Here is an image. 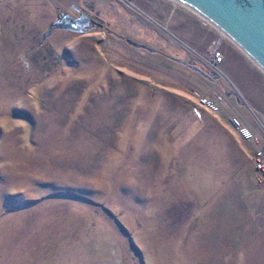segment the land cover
<instances>
[{
  "label": "rangeland",
  "instance_id": "1",
  "mask_svg": "<svg viewBox=\"0 0 264 264\" xmlns=\"http://www.w3.org/2000/svg\"><path fill=\"white\" fill-rule=\"evenodd\" d=\"M72 6L107 30L44 38ZM134 6L0 0V264H264L251 148L194 104L226 90L259 130L264 73L187 7Z\"/></svg>",
  "mask_w": 264,
  "mask_h": 264
},
{
  "label": "water",
  "instance_id": "2",
  "mask_svg": "<svg viewBox=\"0 0 264 264\" xmlns=\"http://www.w3.org/2000/svg\"><path fill=\"white\" fill-rule=\"evenodd\" d=\"M193 11L230 39L264 73V0H172ZM74 19L61 14L50 26L46 38L52 31L60 29L74 34L88 32L90 19ZM166 31V29L164 28ZM128 44L154 52L145 45L131 40ZM187 66V65H186ZM192 71L198 69L187 66ZM264 122V115H263Z\"/></svg>",
  "mask_w": 264,
  "mask_h": 264
},
{
  "label": "built area",
  "instance_id": "3",
  "mask_svg": "<svg viewBox=\"0 0 264 264\" xmlns=\"http://www.w3.org/2000/svg\"><path fill=\"white\" fill-rule=\"evenodd\" d=\"M123 4L135 7V0H117ZM136 8V7H135ZM209 61L201 58L211 69L219 71V66L222 63L223 57L218 47L211 49L209 53ZM205 59V60H204ZM245 103V102H244ZM197 105L204 111L213 115H223L228 120L238 137L246 142L251 148L250 159L253 162L254 170L257 173L258 179L264 187V124L258 123L259 130L252 125L242 115L231 114L230 111H235L234 107L228 104V108H224L218 101H215L207 96H199Z\"/></svg>",
  "mask_w": 264,
  "mask_h": 264
},
{
  "label": "crops",
  "instance_id": "4",
  "mask_svg": "<svg viewBox=\"0 0 264 264\" xmlns=\"http://www.w3.org/2000/svg\"><path fill=\"white\" fill-rule=\"evenodd\" d=\"M74 34V33H73ZM83 34H85V33H83ZM83 34H75V35H83ZM153 55H154V53H157V51H155L154 50V52H151ZM179 61V60H178ZM178 63H180V62H178ZM191 70V69H190ZM206 96H212V95H206ZM241 98H240V100H241V102H243L244 101V98H242V96H240ZM215 98H216V100L221 104V105H223V106H225V108H228L229 106H228V104H227V102L230 104V105H232L233 107H234V109H235V112L236 113H238V111H237V109L235 108V106L231 103V100H230V94H227L226 93V90H224V91H221L220 92V94H215ZM194 104H197L196 102H194ZM195 106V105H194ZM198 106V105H197ZM199 107V106H198ZM199 109V111H200V116L198 117L199 119H214V120H216L217 122H219L217 119H226V117H222V116H219V115H213V114H210V113H208V112H206V111H203V109L202 110H200L201 108L199 107L198 108ZM234 114V113H233ZM238 114H240V113H238ZM241 115V114H240ZM219 117V118H218ZM8 122H10L9 121V119H8ZM215 124H217V123H215ZM222 126H223V124H222ZM223 128H224V126H223ZM3 126L2 125H0V135H3ZM159 165V164H158ZM256 181H257V184L258 185H260V186H262L261 185V183H260V181H259V179H258V176L256 175Z\"/></svg>",
  "mask_w": 264,
  "mask_h": 264
},
{
  "label": "flooded vegetation",
  "instance_id": "5",
  "mask_svg": "<svg viewBox=\"0 0 264 264\" xmlns=\"http://www.w3.org/2000/svg\"><path fill=\"white\" fill-rule=\"evenodd\" d=\"M72 9L75 11L76 15L73 17L74 19H77L79 17H82L84 20H86L85 18H88L90 19L92 22H90L89 24V31L86 32V33H89L91 31H94V30H107V28H105L100 19L98 18V13H93V10L92 8H90L89 6H86L85 9H78V8H75L74 6H72ZM65 14V13H64ZM61 15V13H59V15L57 16V19L58 17ZM56 19V20H57ZM55 20V21H56ZM54 21V22H55ZM53 22V23H54ZM52 23V24H53ZM129 40H126V42L128 43ZM41 43V42H40Z\"/></svg>",
  "mask_w": 264,
  "mask_h": 264
}]
</instances>
